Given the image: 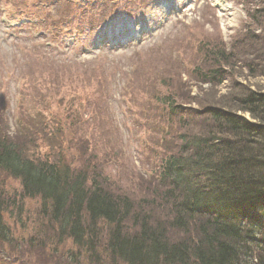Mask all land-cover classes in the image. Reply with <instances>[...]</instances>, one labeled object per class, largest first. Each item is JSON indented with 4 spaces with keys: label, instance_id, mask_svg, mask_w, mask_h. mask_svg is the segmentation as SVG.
Masks as SVG:
<instances>
[{
    "label": "rangeland",
    "instance_id": "obj_1",
    "mask_svg": "<svg viewBox=\"0 0 264 264\" xmlns=\"http://www.w3.org/2000/svg\"><path fill=\"white\" fill-rule=\"evenodd\" d=\"M73 1L0 0V137L75 170L101 165L111 191L136 209L182 132L158 95L186 115L220 104L240 83L264 92V56L238 43L264 39V0ZM220 50L231 53L228 64L217 62ZM215 69L224 72L213 78ZM0 187L22 207L4 212L11 241L0 239V264H115L59 241L41 201L20 200L19 180L4 171Z\"/></svg>",
    "mask_w": 264,
    "mask_h": 264
},
{
    "label": "trees",
    "instance_id": "obj_2",
    "mask_svg": "<svg viewBox=\"0 0 264 264\" xmlns=\"http://www.w3.org/2000/svg\"><path fill=\"white\" fill-rule=\"evenodd\" d=\"M247 37L239 48L263 57L264 39ZM215 55L219 63L232 59L224 50ZM260 66L248 62L249 75ZM237 87L220 104L186 115L169 96L158 95L182 132L175 150L160 161L153 192L136 209L127 196L111 191L101 165L84 171L62 159H37L8 136L0 137V171L19 180L20 200L41 201L59 241L71 239L93 259L102 253L115 264H264V92ZM13 194L0 187L5 243L11 230L4 212L17 205Z\"/></svg>",
    "mask_w": 264,
    "mask_h": 264
}]
</instances>
